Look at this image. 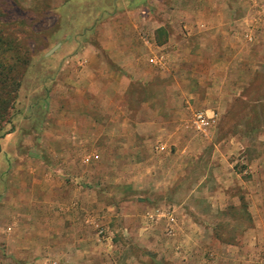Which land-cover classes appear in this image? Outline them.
<instances>
[{"label": "rangeland", "instance_id": "rangeland-1", "mask_svg": "<svg viewBox=\"0 0 264 264\" xmlns=\"http://www.w3.org/2000/svg\"><path fill=\"white\" fill-rule=\"evenodd\" d=\"M228 1L0 0V264L72 259L62 179L95 264H264V0Z\"/></svg>", "mask_w": 264, "mask_h": 264}, {"label": "crops", "instance_id": "crops-1", "mask_svg": "<svg viewBox=\"0 0 264 264\" xmlns=\"http://www.w3.org/2000/svg\"><path fill=\"white\" fill-rule=\"evenodd\" d=\"M228 0H226L227 2ZM227 6H229L230 8H232L233 6H230L229 1L227 3ZM257 22V21H256ZM227 28L231 29L230 27L232 26L231 21L227 23ZM250 31H253L252 28H249ZM120 90V91H119ZM119 100L115 103L116 108H123L125 113H127V109L126 108V101L125 99H123L122 97H125L124 94V90L123 88L119 89ZM100 100H98L99 102H97V110L99 111H104V112H110V106L107 105V100H105L104 96H100L99 97ZM113 104V103H110ZM115 109V107H114ZM129 121H125L123 123L124 127L125 126H134V123H128ZM84 124H88V123H84ZM92 124V128H94L96 131L98 130L99 133V127H101V125H105L108 123H89ZM110 124V123H109ZM90 142L89 144L92 145V153L90 155H96L98 156L99 154H101V149H99V144H101L102 139H101V135L100 133L97 135H92L90 138ZM104 141V140H103ZM110 144L113 145H118V148H121V145L125 143L124 140L120 139V137H115V138H110L109 141ZM116 148V150L118 149ZM116 150H114L113 152H115ZM113 157H116V153L114 154ZM65 174V175H64ZM62 174L63 177H69V176H76V177H85V173L84 172H79V173H75V174H71L69 173V171H65V173ZM49 176H52V174H50ZM61 176V178H63ZM89 176V175H88ZM92 177V175H91ZM53 178V177H52ZM93 185V184H91ZM52 194H56V196L54 197L55 199H51V201H49L47 208L48 210H50V212H52V209H56V208H60L64 210V214H63V219H65V223L67 225V227L65 226L63 228V230H61L62 232L60 233L59 236H57V234H52L50 237H46L47 241L50 240L51 241H62V240H66L69 242V245L66 244L67 246L60 252V254H63L64 257H66L67 259L69 257H71V260H67L66 262H63V264H95V260L94 258H89L90 255L89 253H87V239L85 237V233H84V229L83 227L80 225L82 224V222L80 223L78 220L81 218V216H78V208H93L94 205L95 206H99V200L96 197L95 199H93L91 202H93L92 204H88V200L85 199V195L87 194L88 188L82 186V185H77V184H71L67 181V179H62V182L59 183V185L57 187H55L54 185L50 188ZM45 206V205H44ZM40 207V206H38ZM46 207V206H45ZM55 213L56 215L60 214L58 213V211L56 212H52ZM68 220V221H67ZM46 222H44L45 224L47 223V221H49L48 223H51L52 221L50 219L48 220H44ZM68 222V223H67ZM47 225V224H46ZM51 230H53V228H50ZM49 238V239H48ZM53 244V248H49V252L51 253L55 250V248H57L59 245H54ZM60 248V247H59ZM45 249V248H44ZM45 253H48V251H45ZM55 254V253H54ZM59 254V253H58ZM112 256V255H111ZM86 259V260H85ZM222 259L227 260L226 258L222 257ZM229 260V259H228ZM97 264V263H96ZM115 264V262L113 263ZM227 264H232L230 262H228Z\"/></svg>", "mask_w": 264, "mask_h": 264}, {"label": "built area", "instance_id": "built-area-1", "mask_svg": "<svg viewBox=\"0 0 264 264\" xmlns=\"http://www.w3.org/2000/svg\"><path fill=\"white\" fill-rule=\"evenodd\" d=\"M214 119L204 113H197L194 118V128L201 133H207L212 126Z\"/></svg>", "mask_w": 264, "mask_h": 264}, {"label": "water", "instance_id": "water-1", "mask_svg": "<svg viewBox=\"0 0 264 264\" xmlns=\"http://www.w3.org/2000/svg\"><path fill=\"white\" fill-rule=\"evenodd\" d=\"M57 46H58V45H57ZM55 48H57V47H55ZM55 48H54V49H55ZM54 49H53V50H54ZM53 50H52V51H53ZM52 51H51V52H52ZM51 52H50V53H51Z\"/></svg>", "mask_w": 264, "mask_h": 264}]
</instances>
